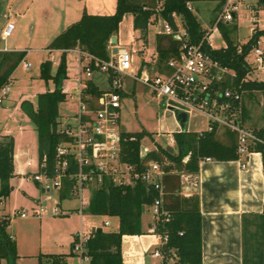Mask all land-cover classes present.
<instances>
[{
    "label": "trees",
    "instance_id": "trees-1",
    "mask_svg": "<svg viewBox=\"0 0 264 264\" xmlns=\"http://www.w3.org/2000/svg\"><path fill=\"white\" fill-rule=\"evenodd\" d=\"M190 0H164L159 15L167 22L174 14L180 18L186 31L188 40L192 44H201V49L222 67H226L235 73V77L223 85V87L237 91L241 95L234 107L240 109L244 119L250 118L249 112L242 101L243 96L252 98V93L264 94V80H251L247 78L250 72L245 63V57L260 37L264 36V30L254 29L246 43L238 45L231 34L236 31V25L230 27L218 23L224 48L212 49L207 41V32L202 30L195 16L186 7ZM262 2V0H259ZM157 0H116V9L112 15L98 16L83 13L76 23L67 27L56 36L49 46V50L62 51L59 64L55 72L51 73L52 64L49 60L41 62L39 76L46 82L51 79L55 84L52 92L39 94L36 100V109L23 102L22 107L34 125L37 135L38 164L45 161L46 172L52 176L55 165V148L67 137L57 131L58 106L65 100L62 82L67 78L66 51L79 48L82 52L100 61L108 60L107 47L109 41L118 32L119 24L126 14L133 16V29L139 32V38L146 42L148 24L154 16ZM156 47L159 70L165 68L166 62L178 54L179 42L170 36L160 35ZM166 41V45L161 42ZM238 49L240 52H238ZM25 57V52L0 53V89L7 85L15 68ZM92 70L94 67L90 64ZM264 70V65H263ZM110 80V78H109ZM86 94L94 100L102 93L91 82L87 83ZM93 100V101H94ZM93 104V103H92ZM91 104V105H92ZM250 127V130L259 137H264V127ZM244 127V126H243ZM151 135L145 131L121 133L120 158L123 162L133 165L137 172L144 170L140 160V142L144 137ZM175 153H168L158 147L157 151H151L146 155V161H156L163 166L167 173L172 170L183 172L191 182H195L199 161L210 158L218 162L235 161L239 157L236 153L237 135L225 130L222 137L216 135V131L181 132L172 135ZM13 138L4 136L0 141V202L6 199L12 187L10 179L13 177ZM255 153L261 154L262 171L264 177V147L256 145ZM184 158H187L184 161ZM164 159L170 165L164 166ZM74 166L71 171H74ZM181 175L168 174L163 177L165 195L163 208L170 218L159 225L162 233H167L168 242L162 248L164 254H175L176 264H201V214L199 200L195 193L188 197L178 195ZM63 189L59 194V200L67 198L70 194L71 183L64 180ZM157 192L147 189L146 186L136 181L133 186H115L106 183L101 189L93 191L86 211L93 216H109L118 219V230L93 233L86 242V255L89 261L85 264H123L121 258V238L123 235H139L141 232L142 207L152 204L157 198ZM10 218L0 217V260H6L7 264H16L17 253L14 240L8 235L6 229ZM182 232V235H179ZM241 246L242 264H264V203L260 215L245 214L241 219ZM72 253H70L71 255ZM68 255H41L49 259L51 264H65Z\"/></svg>",
    "mask_w": 264,
    "mask_h": 264
},
{
    "label": "crops",
    "instance_id": "crops-1",
    "mask_svg": "<svg viewBox=\"0 0 264 264\" xmlns=\"http://www.w3.org/2000/svg\"><path fill=\"white\" fill-rule=\"evenodd\" d=\"M18 1H20L21 6L18 8V11L13 13L11 11V8L14 5V3L16 5ZM18 1L12 0V4L9 5L8 7L7 5L5 7L1 6L0 3V23L2 22L1 19L4 20L0 24V29L6 24V22H12L14 24V30L11 36L5 39L0 38V53L15 52V51L25 52V57L21 61L25 71L30 70V66L26 60L27 56H29L31 53L34 52L43 53L44 54L43 57L39 59V65L41 62L49 60L52 64V68H51L52 74L55 72L59 64L62 51L49 50L47 47L49 46L51 41L61 32H63L67 27L79 21L83 13H86L88 15H98V16L112 15L114 13V9H115L114 7L116 6V0H54L53 8L51 9L50 13L46 14L47 17L46 21L43 22V20H41V17H37L36 18L37 21L34 20L33 18L30 17L28 18L27 17V14L29 13L28 6L26 5L22 6L25 4L23 3L24 0H18ZM25 1L27 2V0ZM200 1L201 0L189 1L191 6V12L195 16L198 23L200 24L202 30L207 32L209 46L212 49H219L214 47L210 42V34H211L210 29H212L216 17L222 13L223 9L228 4L235 7L234 19L230 23L235 25V21H234L235 13L237 11V6L235 2H238L240 0H213L215 2H214V6L211 9H213L216 15L209 21L210 27L208 30L204 29L198 18V15L201 12H199L200 11L199 8H196V4H199ZM31 2H33V0H31ZM39 2L45 4L47 3V0H39ZM194 3L195 6H193ZM254 4L255 6H253L252 9H254L255 11L256 9L264 8V0H262V2H259V0H255ZM154 16L151 17L148 24L146 42H143L139 38V32L137 30H134L135 33L133 35L134 36L133 44L127 46L120 39L119 30H118L117 34L114 36L115 43L111 44L109 41V45L107 47L108 59L114 56L117 53L118 49L120 48L128 51L133 50L138 52L137 56L133 55L134 66L142 62L144 65H147L148 67L151 68L153 67L154 69L157 68L156 47L158 44L157 37L159 36L157 32L161 29L162 21L164 19L160 15L155 14ZM252 16H254L253 13ZM125 17H130L132 19V27H133V16L131 14H126ZM176 18L179 17L175 15L172 16V19L177 23ZM252 22H253V27L250 29V35L248 36L247 40L252 35V29L254 27L257 30H260L258 28L257 22H254L253 20ZM223 24L227 25V23H223ZM151 28L155 29L154 32L155 48L152 53L148 54L147 51L150 49L149 44H150ZM213 29H217V27ZM235 34L236 33H234L232 36H235ZM9 38H11L10 41ZM24 38H26L28 42L26 43L23 42L22 39ZM162 43L163 42H161V44ZM235 43L238 44L239 46L244 44V43H240L238 40L235 41ZM134 44H136L137 46ZM225 45L226 44L224 42L223 46L220 48H224ZM259 45L264 46V36L259 38ZM141 50H143V52H141ZM114 51L116 52L114 53ZM90 58L91 56L82 52L79 48H74L72 50L66 51L67 79L62 82V89H63V93L66 96L64 101L74 100L76 103V111L58 115L57 128L63 125L65 126L67 124H72L70 123V119L74 121V116L78 111V99L76 94L80 83L83 82L87 85L88 82H91L92 85L101 92L109 88L110 81L105 73H101L97 69H94L90 77H87L84 74L82 69L86 64L89 63ZM25 65H28V69H25ZM14 71L10 77V81L8 83L9 86L12 84L14 80ZM262 71L264 73V70ZM258 80H264V79L260 78ZM70 83L73 86L72 88L69 87ZM131 83L134 84V82L129 79L123 80L122 90L120 91L121 97L124 96L125 94L123 88L129 86V84ZM47 91L48 92L51 91L48 85H47ZM257 94H262V93L253 92L252 98H250L248 95L246 97L243 96L242 98L244 106L249 112L248 116L250 118L246 120L244 119L243 121L241 107H240L239 121L241 125L247 129H250L252 124H254L253 126H255L256 128L264 127V115H262L261 107L258 108L257 103L255 102L254 104L252 101V100L255 101L256 99L255 97ZM160 102L161 101L159 99L158 105L162 107ZM260 103L261 105L263 104L262 102ZM2 104L3 101L0 104V106ZM255 105H257V115L254 116L257 117V122H255L253 120V116H251L253 110L252 107ZM163 113L166 112L163 111ZM174 120H175L174 122L176 128L172 131H167L166 133H164L166 134L165 140L167 141V143L164 142L162 144L156 143L155 147H153L152 149H148V151L150 152L155 150L157 151L158 147L163 148L167 151V148L169 147L171 149V152L168 151L167 152L173 154L175 153V149H174V141L172 135L175 133H181L178 131L180 128L185 129L186 130L185 132H195V133L204 131L206 128L205 127L204 129H196V130L189 129L188 128L189 119L187 120L186 118V122L184 124H181L179 121L177 122L176 119ZM26 125H27V121H25V119L22 118L21 120L22 128L18 129L19 131L17 134H19L21 132V129H24ZM64 126L62 127V129L64 128ZM62 129L59 130L57 129V131L60 132ZM137 132H141V131H137ZM15 135L16 133L13 134V132L9 130L8 127L2 126L0 128V141L4 136L12 137ZM216 135L219 136L218 131L216 132ZM143 139H145V137ZM140 147H142L141 142H140ZM186 160L187 158H184V161ZM246 161H247V167L241 169V162H246ZM164 162L167 163V166L170 165L167 159H164ZM37 171H38V156H36V158L30 156L28 154V150H19L16 153L13 152V177L10 179V185L12 187V191L13 192H16L17 190L21 191L22 195L25 197V202L28 201L30 202V200L36 202L42 199L41 205H44V203H46V205L48 206L49 201H52V205L58 203V206L63 210V212H65V214L61 216H52V215L51 216L65 217V216H69L70 214H73L74 216L75 215L79 216V224L70 233L69 232L63 233L60 231L53 233L52 237L48 241H46V243H48V247L50 248V250H46L44 246H42L41 244L38 247H36L34 252L35 254L30 256L31 258L37 259L36 264H38L39 262L38 258L41 255L69 256L70 253H72L71 255H75L72 252V244L76 239L77 234L79 233L90 236L91 234H93L92 231L98 228L101 229V232L118 230V219L115 217L93 216L86 211L87 207L82 209L80 212L78 200L71 198L70 196H68L63 200H59L58 195L54 193L55 199H53L54 197L52 195L43 191L39 183H36L32 180L33 175L37 173ZM168 174L181 175L180 189L177 192L178 195L186 198L189 196V194L195 193L198 196L199 210L201 214V264H242V246H241L242 216L250 213L260 215L263 211L264 177L262 171L261 154L252 153L246 158L243 157L235 161H226V162H218L211 159L210 161H204L201 159L198 164V172L196 174V180L194 183L191 182L183 172L172 170L170 172L165 173V175ZM163 177H162V184H163ZM25 182L26 183L29 182L28 184H30V186H33V188L35 187L37 188L40 194L39 197L37 198L31 197L24 192L25 189L23 190V188L26 184ZM163 189L165 195L164 184H163ZM70 201H75L76 205L64 206L66 202H70ZM13 207L14 204L12 203L10 197L2 200V202H0V217L8 216L10 218L6 231L8 235L15 242L16 253H17V264H20L23 261V259L28 256L27 254H23L20 250L19 236L15 230H12V223L15 220L14 218H19L20 220H31V219H28V217L26 218L19 217L18 214L21 213L22 212L21 210L24 209L18 210V208H13ZM84 214L88 216L87 220L83 218ZM44 216L46 215H42L41 217L37 218L39 219L38 226H42V224H47L46 222L43 223L44 221L42 222V220L44 219L46 220V217ZM112 220L116 222L114 224V228L110 229L109 227L112 223L111 222ZM151 220L152 217L150 215L148 208L142 207V216H141L142 234L122 236L121 258L123 264H155L156 263V261L152 259L149 254L150 251H152L156 247L154 239L148 236L147 234ZM105 221L109 222L108 226L104 225ZM49 224H53V223L51 222ZM64 244L65 247L67 248L66 252H62V250L60 249L61 247L64 248ZM0 264H5V263L4 261H1ZM40 264H51V262L49 259L42 257L40 259ZM65 264H66V258H65ZM80 264H85V263L81 261Z\"/></svg>",
    "mask_w": 264,
    "mask_h": 264
},
{
    "label": "built area",
    "instance_id": "built-area-1",
    "mask_svg": "<svg viewBox=\"0 0 264 264\" xmlns=\"http://www.w3.org/2000/svg\"><path fill=\"white\" fill-rule=\"evenodd\" d=\"M163 1L157 0L156 15H159ZM186 7L191 11L189 1L186 2ZM234 11L235 7L228 4L216 17L212 28H216L218 23L232 22ZM173 23L175 29L171 22L163 20L161 29L157 32L158 35L170 36L179 42L178 54L166 62L163 70L148 67L142 62L134 66L133 55L137 56L138 52L122 48L106 61L90 58L89 63L83 67L84 74L87 77L91 76L92 63L94 69L110 78L109 88L94 100L85 93L87 85L83 82L79 84L76 94L78 111L74 116V122L65 125L60 131L67 140L60 142L55 148L56 160L52 176L40 171V168L46 167L43 160L41 165L38 164V171L32 177L34 182L41 185L44 192H54L58 199L64 180L70 182L69 196L78 200L80 212L88 207L93 191L103 188L106 183L133 186L139 181L147 189L156 191L158 196L152 204L143 206L148 208L152 217L147 234L155 241L156 247L149 253L156 261L155 264H176L174 253L167 255L162 252V248L168 242V235L159 230L160 223L170 218L163 208L162 177L166 172L158 162L145 160L150 151L144 147H140L139 151L144 166L141 172H137L133 165L123 162L120 158L123 133L120 129V91L123 80L129 79L144 86L160 99L163 111L171 114L177 122L180 114H184L187 120L192 114H196L205 118L206 132L213 130L217 132L219 129L234 132L237 135L236 153L239 159L255 153L253 149L256 145L264 147V137L257 136L250 129L243 127L239 121V109L234 107V102L240 101V93L223 87L227 80L235 77V73L213 60L201 49V44L190 43L181 23L178 25L174 20ZM254 29L256 28L252 29V33ZM13 30L14 24L6 22L0 29V38H8ZM206 41L208 43L207 34ZM250 56L253 57L251 62ZM245 63L250 70L247 78L252 70H263L264 46L259 45V40L251 45ZM25 69H28V65H25ZM8 91L9 84L0 89V104ZM178 131L186 130L180 128ZM202 160L210 161V158ZM163 165L167 166V163L164 162ZM72 166L75 168L74 171H71ZM246 167L247 161L241 162V169ZM47 208L44 203L33 210L30 216L39 218L45 214ZM49 212L52 216L65 214L58 203L53 204ZM18 215L21 218L28 217L25 212ZM104 225L108 226L109 222L105 221ZM179 235H182V232H179ZM88 238L89 235L79 233L72 244V252L84 263L89 261L86 255Z\"/></svg>",
    "mask_w": 264,
    "mask_h": 264
},
{
    "label": "rangeland",
    "instance_id": "rangeland-1",
    "mask_svg": "<svg viewBox=\"0 0 264 264\" xmlns=\"http://www.w3.org/2000/svg\"><path fill=\"white\" fill-rule=\"evenodd\" d=\"M18 1V0H17ZM255 0H240L238 2H235L237 6V11L235 13V25H236V31L231 34V36L235 34V36H232L234 41H239L240 43L246 42L248 36L250 35V29L253 27V22H257L258 28L260 30H264V8L262 9H252ZM53 2L54 0H47V3H41L39 0H27V2L24 0L23 3H25L22 6H28L29 13L27 14V17L33 18L37 21V17H41V20L43 22L46 21V14L51 12V9L53 8ZM213 0H201L199 4H196V8H199V12H201L198 15L199 21L201 22L204 29H209V21L216 15L211 9L214 6ZM218 2V1H216ZM1 6H6L12 4V0H0ZM22 3V4H23ZM20 1L17 2V4L12 6L11 11L14 13L18 11V8L20 7ZM195 6V3L194 5ZM116 9V6L114 7ZM114 9V12H115ZM252 13L254 16H252ZM252 18V19H251ZM3 22L4 20L1 19ZM176 21L178 24H180V19L176 18ZM1 22V23H2ZM41 22V23H43ZM0 23V24H1ZM231 22H227V25L230 27ZM119 37L124 42L125 45L129 46L130 44H133V35H134V29L132 27V19L130 17H124L122 18L119 27ZM154 32L155 29H150V49L147 51L148 54L152 53L155 48V42H154ZM210 42L212 45L216 48H220L223 46L224 41L220 36V32L217 29H210ZM29 33V32H27ZM158 40H160V35L157 37ZM2 40V39H1ZM11 38H9V41ZM23 42H28L26 38L22 39ZM34 42V41H33ZM162 45H166V41L162 40ZM29 44V43H27ZM35 44V43H34ZM36 45V44H35ZM136 45V44H134ZM28 46V45H27ZM30 46V45H29ZM137 46V45H136ZM43 53H31L29 56H27L26 60L30 66L29 71H25L22 65V62L15 68L14 71V80L12 84L9 86V93L7 97L3 100V104L0 106V128L2 126L8 127L9 130L13 132V134L16 133L15 136H12L13 138V152L16 153L19 150H28V154L34 158L38 156L37 154V135L35 132L34 125L30 121L27 113L25 112L24 108L22 107L23 102H27L32 109H35L37 106L36 100L37 96L42 93H46L47 91V85L49 89L52 92L55 88V84L53 80L49 79L47 82L40 78L39 76V59L43 57ZM141 57V56H140ZM253 57H249V61H252ZM154 60V59H153ZM41 64V63H40ZM67 65V63H66ZM83 70V69H82ZM264 79V73L262 70L254 69L251 72L250 78L251 80H258V79ZM67 79V78H66ZM65 79V80H66ZM133 85V86H132ZM132 86V88H131ZM69 87L72 88V84H69ZM124 96L121 97V109H120V129L121 131L125 132H137V131H145L147 133H150L151 137L148 136L145 137L141 141V146L147 149H152L157 144L167 143L165 140L167 131H172L176 128L175 126V118L169 114V113H163L162 107L158 105L159 99L156 98L155 95H152L149 90H147L144 86H142L139 83L129 84V86L123 88ZM255 102L258 105V108L261 107L262 115H264V95L263 94H257L255 97ZM258 101V102H257ZM262 102L263 104L261 105ZM257 105L252 107V115L253 120L257 122ZM76 111V103L74 100H67L63 101L58 106V115L65 114L69 112H75ZM260 111V110H259ZM12 116H11V115ZM255 115V116H254ZM22 118L27 121V125L24 129H21V132L18 133V129L21 127V120ZM29 120H28V119ZM58 119V118H57ZM256 119V120H255ZM72 119H70V123H73ZM64 126V125H63ZM63 126H60L59 129H62ZM206 127L205 118L196 114H192L189 117V129H204ZM162 133V134H161ZM224 131L220 130L218 131L219 137L223 136ZM26 183V182H25ZM29 183V182H28ZM26 183L23 190L24 192L31 196V197H39V191L37 188H33V186H30V184ZM22 190V191H23ZM11 196L7 198H11L12 203L14 204L13 208H18V210H21L22 212H25L28 214V219L31 220H20L19 218H14V222L12 223V230H15L16 233L19 236L20 240V250L23 254H27L28 257L24 258L23 261L20 264H36L37 259L31 258V255H34L36 247H38L40 244L44 246L46 250H50L48 247V241L53 233L55 232H71L73 229H75L79 224V216H74L73 214H70L69 216L65 217H52L49 210L52 206V201H49L48 208L45 211L46 220H42L43 223L42 226H38L39 219L35 217H31L32 211L37 209L38 206L41 205L42 199L40 201L33 202L30 200V202H25V197L22 195L21 191L17 190L16 192L11 191ZM50 195H52L55 199L54 192H49ZM6 198V199H7ZM76 205L75 201L66 202L64 206H74ZM12 209V208H11ZM18 217V216H17ZM87 215L84 214V219L87 220ZM62 218V219H61ZM89 219V218H88ZM53 224H49V223ZM110 229L114 228V224L116 221H111ZM44 225V226H43ZM62 252H66L67 248L61 247L60 248ZM1 261H4L5 264H7L6 260L1 259ZM81 258L76 255H69L66 257V264H80ZM17 264V260H16Z\"/></svg>",
    "mask_w": 264,
    "mask_h": 264
},
{
    "label": "water",
    "instance_id": "water-1",
    "mask_svg": "<svg viewBox=\"0 0 264 264\" xmlns=\"http://www.w3.org/2000/svg\"><path fill=\"white\" fill-rule=\"evenodd\" d=\"M170 22H171V24L173 25V27H174V29L176 28L175 27V25H174V23H173V19H172V16H170ZM110 43L111 44H113V43H115V37H112L111 39H110ZM116 51H114V53H115ZM177 119H178V121L181 123V124H184L185 122H186V116L184 115V114H180V115H178V117H177ZM167 151L168 152H171V149L168 147L167 148ZM101 232V229H96V230H94V231H92V233H100Z\"/></svg>",
    "mask_w": 264,
    "mask_h": 264
}]
</instances>
